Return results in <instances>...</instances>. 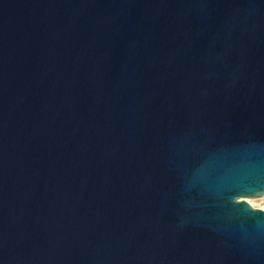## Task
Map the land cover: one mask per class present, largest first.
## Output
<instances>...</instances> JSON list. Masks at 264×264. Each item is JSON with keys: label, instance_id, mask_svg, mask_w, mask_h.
Instances as JSON below:
<instances>
[{"label": "water", "instance_id": "obj_1", "mask_svg": "<svg viewBox=\"0 0 264 264\" xmlns=\"http://www.w3.org/2000/svg\"><path fill=\"white\" fill-rule=\"evenodd\" d=\"M264 0H0V264H264Z\"/></svg>", "mask_w": 264, "mask_h": 264}, {"label": "rangeland", "instance_id": "obj_2", "mask_svg": "<svg viewBox=\"0 0 264 264\" xmlns=\"http://www.w3.org/2000/svg\"><path fill=\"white\" fill-rule=\"evenodd\" d=\"M248 202L251 204L253 208L264 210V197L249 199Z\"/></svg>", "mask_w": 264, "mask_h": 264}]
</instances>
